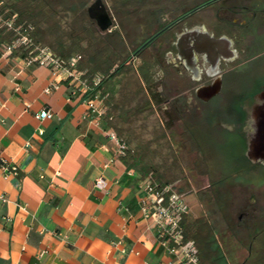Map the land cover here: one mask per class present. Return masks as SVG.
Here are the masks:
<instances>
[{
  "label": "crops",
  "instance_id": "0c3cea01",
  "mask_svg": "<svg viewBox=\"0 0 264 264\" xmlns=\"http://www.w3.org/2000/svg\"><path fill=\"white\" fill-rule=\"evenodd\" d=\"M102 2L112 20L107 29L88 13L85 18L71 12L64 16L61 41L42 39L35 26L33 38L60 55L79 54L80 67L107 75L103 115L87 109L86 94L70 95L63 75L0 56V264H180L159 245L153 220L142 215L145 174L136 159L118 153L110 137L122 134L110 98L122 64L133 68L149 100L148 85L173 83L166 73L179 65V48L136 47L169 19L179 0ZM2 7L15 10L9 0ZM174 34L179 38L178 29L161 38ZM126 36L135 42L131 48ZM51 84L56 87L45 93ZM43 108L53 113L51 119L35 117ZM2 159L16 164L17 172L5 176ZM98 178L104 187L95 185Z\"/></svg>",
  "mask_w": 264,
  "mask_h": 264
},
{
  "label": "rangeland",
  "instance_id": "374dc122",
  "mask_svg": "<svg viewBox=\"0 0 264 264\" xmlns=\"http://www.w3.org/2000/svg\"><path fill=\"white\" fill-rule=\"evenodd\" d=\"M9 2L15 9L12 11L33 24L42 39L55 42L64 37V16L80 12L87 18L90 5L86 0ZM127 39L130 48L135 45L129 36ZM243 41L246 53L241 58L246 61L226 72L221 94L201 110H195L194 104L187 106L179 94L172 97L179 92V83L171 67L166 74L175 78L173 83L161 80L148 85L151 100L133 68L126 64L119 68L114 86L111 80L107 83L112 87V109L122 129L125 157L136 159L135 165L143 174L152 171L157 180L173 183L176 190L179 184L177 191L188 207L183 226L199 245L205 264H218L219 249L227 264H264V166L246 158L239 136L220 132L213 125L215 120L229 126L232 121L221 118L264 82V34L249 35ZM124 51L121 49L120 54H126L127 49ZM172 85L175 89L171 91ZM241 94L244 98L235 100V95ZM179 107L191 112L180 113ZM242 211L249 214L238 220ZM213 229L218 250L212 249L210 241L209 235H215Z\"/></svg>",
  "mask_w": 264,
  "mask_h": 264
},
{
  "label": "flooded vegetation",
  "instance_id": "af4514ba",
  "mask_svg": "<svg viewBox=\"0 0 264 264\" xmlns=\"http://www.w3.org/2000/svg\"><path fill=\"white\" fill-rule=\"evenodd\" d=\"M263 3L264 0H179L169 19L142 40L136 50L143 52L163 46L179 48V65L173 67L179 73V99L201 110L221 94L226 72L246 61L241 58L246 53L243 40L249 35L264 34ZM174 29H178L179 38L176 34L169 40L161 38L163 33ZM243 96L235 95V100H242ZM189 112V109L180 111ZM221 119L232 123L227 126L214 120L216 129L239 136L246 158L264 166V82L250 98H245L240 106L234 105ZM248 214L242 211L237 218L242 220ZM213 233L216 238L214 229Z\"/></svg>",
  "mask_w": 264,
  "mask_h": 264
},
{
  "label": "built area",
  "instance_id": "2783aa9c",
  "mask_svg": "<svg viewBox=\"0 0 264 264\" xmlns=\"http://www.w3.org/2000/svg\"><path fill=\"white\" fill-rule=\"evenodd\" d=\"M4 1L0 0V56L20 58L27 67L42 66L48 68L55 76L63 75L70 85V95L86 94L84 102L87 109L94 114L103 115L105 94L102 85L105 76L80 67L79 54L63 56L48 46L37 43L33 38L34 26L21 20L18 12L4 9ZM55 87V84H51L44 91L50 93ZM35 117L38 120L51 119L53 113L43 108L35 113ZM110 137L117 142L118 153L125 155V143L112 132ZM1 168L6 176L15 174L18 167L2 159ZM95 185L104 187L105 182L98 178ZM139 205L143 217L152 219L157 226L160 246L166 248L180 264H201L198 245L193 238L185 235L182 225L188 212L187 204L173 183H162L152 171L147 172Z\"/></svg>",
  "mask_w": 264,
  "mask_h": 264
},
{
  "label": "water",
  "instance_id": "95a60500",
  "mask_svg": "<svg viewBox=\"0 0 264 264\" xmlns=\"http://www.w3.org/2000/svg\"><path fill=\"white\" fill-rule=\"evenodd\" d=\"M87 13L96 21L100 29L105 30L111 25V17L102 0H94L87 8Z\"/></svg>",
  "mask_w": 264,
  "mask_h": 264
},
{
  "label": "trees",
  "instance_id": "16d2710c",
  "mask_svg": "<svg viewBox=\"0 0 264 264\" xmlns=\"http://www.w3.org/2000/svg\"><path fill=\"white\" fill-rule=\"evenodd\" d=\"M182 225H183V223H182ZM184 227V226H183ZM184 231H185V235L187 236V237H189L188 235H187V233H186V230L184 229ZM210 236V238H211V242L213 243L212 244V249H215V250H218L219 249V245H218V241H217V238H215V236L214 235H209ZM253 236H255V234H253L252 235V237ZM198 245V244H197ZM198 248H199V245H198ZM218 252H219V254H218V256L216 257V260H218L217 262H218V264H227L226 263V261L225 260H223V258H221V257H224L223 256V254L221 253V251H220V249L218 250ZM199 257H200V262H201V264H204L203 263V259L201 258V254H200V249H199ZM210 264V263H209Z\"/></svg>",
  "mask_w": 264,
  "mask_h": 264
}]
</instances>
